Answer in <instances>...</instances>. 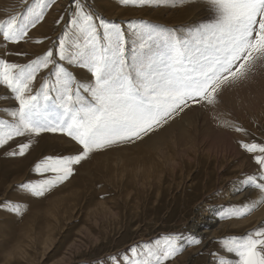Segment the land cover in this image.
Listing matches in <instances>:
<instances>
[{
    "label": "rangeland",
    "instance_id": "374dc122",
    "mask_svg": "<svg viewBox=\"0 0 264 264\" xmlns=\"http://www.w3.org/2000/svg\"><path fill=\"white\" fill-rule=\"evenodd\" d=\"M206 1L152 0L148 5H127L122 0H84V3L98 17L122 27L130 55L138 43L130 24L144 22L174 30L177 36L184 37L191 28L213 16ZM26 7L22 0H0V21L23 13ZM72 10V0H55L45 19L30 30L25 41L5 44L0 37V57L24 64L43 55L68 25ZM62 63L82 87L92 81L85 68ZM48 78L49 69H42L34 89L38 90ZM248 79L226 89L232 101L222 95L220 105L230 113L236 126L248 130V135L217 126L212 118L214 113L194 105L176 118L182 119L183 124L174 126L171 134L174 137L170 136L159 150L154 149L152 140L164 134L166 125L142 140L93 153L75 166L67 181L43 197H33L18 185L45 178L35 173L40 160L51 155L74 154L79 146L73 141L61 142L59 137L65 135L59 132H44L31 137V147L23 156L8 153L19 143L29 142L28 137H17L0 148V264H114L113 257L119 264H125L133 245L168 234H183L186 238L192 235L201 243L181 241L184 250L167 264H216L218 255L223 254L219 243L222 238L243 237L264 226V214L257 216L264 204H258L244 217L229 216V206L217 212L224 222L248 221L253 224L249 230L228 227L216 235L211 233L207 239L189 229V224L197 219L198 208L205 205L210 211L218 207V200L229 191L227 187L258 171L253 154L243 150L238 141L264 143V65L258 62ZM16 106L10 90L0 85V119H10L3 110ZM121 159L129 164H120ZM262 199L256 190L254 195L243 197L232 206ZM6 202L19 203L26 210L17 215Z\"/></svg>",
    "mask_w": 264,
    "mask_h": 264
},
{
    "label": "snow or ice",
    "instance_id": "6c2138e0",
    "mask_svg": "<svg viewBox=\"0 0 264 264\" xmlns=\"http://www.w3.org/2000/svg\"><path fill=\"white\" fill-rule=\"evenodd\" d=\"M152 0H122L127 5H148ZM23 13L0 21V37L7 44L20 43L45 19L55 0H22ZM213 16L191 28L184 37L174 30L148 23L130 24L138 43L126 48L124 30L88 9L84 0H72V13L62 34L43 55L21 64L0 57V85L10 90L18 106L4 109L10 119H0V148L17 137H28L10 156H23L31 137L59 132L79 147L74 154L47 156L35 166L45 178L26 181L19 188L43 197L67 181L75 166L93 153L118 144L142 140L179 117L193 105L214 113L217 126L248 135L222 110V93L248 79L258 62L264 65V0H207ZM63 17L60 18L62 20ZM59 23V20L57 21ZM42 43L43 41H36ZM16 55H24L16 53ZM62 62L85 68L93 77L82 87ZM42 69L49 78L38 90L34 82ZM253 154L258 171L240 182L264 197V143L238 141ZM50 173V176L45 174ZM10 210L22 215L19 203ZM264 204V199L239 207L228 215L244 217ZM195 236L168 234L133 245L125 264H167ZM223 254L216 264H264V226L243 237L222 238ZM114 264H119L115 257Z\"/></svg>",
    "mask_w": 264,
    "mask_h": 264
},
{
    "label": "bare ground",
    "instance_id": "6f19581e",
    "mask_svg": "<svg viewBox=\"0 0 264 264\" xmlns=\"http://www.w3.org/2000/svg\"><path fill=\"white\" fill-rule=\"evenodd\" d=\"M207 2V1H206ZM249 80V79H248ZM245 82V81H244ZM243 82V83H244ZM246 85V84H244ZM252 86V85H251ZM244 87V86H243ZM232 88V87H231ZM231 88H228L227 90H230ZM225 90V94H222L224 96H227L230 98V91H227ZM224 93V92H223ZM229 95V96H228ZM232 95L234 96V93H232ZM223 96V97H224ZM236 96V95H235ZM234 96V97H235ZM222 97V98H223ZM231 99V98H230ZM241 100V99H240ZM232 101V99L230 100ZM236 102H243V101H236ZM234 102V103H236ZM232 103V102H231ZM244 103V102H243ZM256 103V102H255ZM245 105V104H244ZM194 106V105H193ZM195 106H198V105H195ZM200 107V106H199ZM198 110L200 108H197ZM190 111V110H189ZM255 114V113H254ZM195 115V114H194ZM193 115V116H194ZM192 116V117H193ZM181 124L182 123V119H176V120H172L170 121L164 128V134L162 135H159L157 136V138L153 139L152 141V145L154 146V149L156 150H159L162 146L165 145V143H168V139L170 138L171 134L173 133L174 134V131L175 130V127H181ZM194 124V123H192ZM191 124V125H192ZM175 126V127H174ZM189 127V126H188ZM174 128V129H173ZM182 129V128H181ZM187 129V127H186ZM182 132V131H181ZM185 132V131H183ZM188 132V130H187ZM186 132V133H187ZM180 133V132H179ZM176 134V133H175ZM182 134V133H180ZM179 134V135H180ZM184 134V133H183ZM167 135V136H166ZM176 136V135H175ZM184 136V135H183ZM186 136V135H185ZM171 137H174V136H171ZM177 137V136H176ZM59 140L61 142H64V143H72V141L70 139H68L66 136H61L59 137ZM122 149H125V148H122ZM149 149V148H148ZM165 149V148H164ZM162 149V150H164ZM150 151V150H149ZM163 152V151H162ZM142 153V152H141ZM111 154V153H109ZM113 154V153H112ZM111 154V155H112ZM162 154V153H161ZM112 157V156H111ZM158 157V156H157ZM108 158V157H107ZM98 159V158H97ZM104 159V158H103ZM138 159V158H137ZM112 161V160H111ZM139 161V160H138ZM160 161V160H159ZM115 163V161H114ZM119 164V163H117ZM122 165L124 164H129V161H127L126 159L122 160L121 159V163ZM146 165V164H145ZM150 165V164H149ZM256 171V170H255ZM235 183V182H234ZM226 190H229L227 193H225V196L224 198L222 199H219L218 200V207L215 206V208H211L210 211H208L207 208H205V205L202 207V208H198V211H197V219L189 224V229H190V232H192V234L196 235V234H200L202 236V238H209L211 236V233L212 234H218L219 230L222 229V230H225L227 229L228 227H247V229L245 228V230H249L251 229L252 225L248 224L247 222L248 221H245V222H240V223H237L235 221H221L218 217H217V212H221L220 210H223V206H232L234 205L235 203H237L241 198L243 197H246V196H250V195H254V193L256 192V189L252 188V187H245L243 186L240 182L239 184H233L231 187H227ZM264 214V209L259 213L257 214V216H259L260 214ZM258 220H256L255 222L257 223ZM221 222V223H220ZM218 224L217 227H215L216 225ZM250 226V227H249ZM215 227V228H214ZM217 229V230H216ZM204 244H205V241H204Z\"/></svg>",
    "mask_w": 264,
    "mask_h": 264
}]
</instances>
